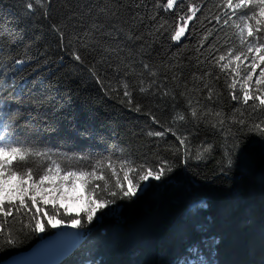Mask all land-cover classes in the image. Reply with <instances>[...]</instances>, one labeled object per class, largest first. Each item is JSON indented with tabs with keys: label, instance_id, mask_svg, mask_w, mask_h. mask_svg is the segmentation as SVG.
Listing matches in <instances>:
<instances>
[{
	"label": "trees",
	"instance_id": "1",
	"mask_svg": "<svg viewBox=\"0 0 264 264\" xmlns=\"http://www.w3.org/2000/svg\"><path fill=\"white\" fill-rule=\"evenodd\" d=\"M166 3L0 0V130L8 125L64 170L91 171L96 161L111 160L118 173L104 170L107 190L104 181L85 186L97 200L114 199L118 217L88 223L85 213L78 215L92 233L61 264H174L173 255L180 261L192 241L202 254L213 249L215 261L204 264H264V132L254 128L264 121V107L243 102V67L231 61L221 71L229 49L243 52L241 13L232 15L222 0H178L169 10ZM192 4L200 10L174 42ZM220 55L226 58L217 64ZM156 132L165 135H149ZM122 161L141 172L170 171L135 197H113L120 191L116 180L123 181ZM130 175L138 180L139 173ZM95 183L101 189L93 193ZM194 201L199 205L187 209ZM36 207L44 236L54 232L44 212L64 223L77 218ZM8 227L15 244L0 236V261L40 239L11 217ZM209 231L220 243L209 242Z\"/></svg>",
	"mask_w": 264,
	"mask_h": 264
},
{
	"label": "snow or ice",
	"instance_id": "2",
	"mask_svg": "<svg viewBox=\"0 0 264 264\" xmlns=\"http://www.w3.org/2000/svg\"><path fill=\"white\" fill-rule=\"evenodd\" d=\"M180 2H182V0H180ZM177 3L178 0H167V3L164 4L163 7L166 10L173 9V6ZM222 3L225 4L227 8L233 10L232 15H237L238 12L241 13L239 18L245 21L244 27L240 28L241 44H244L249 37L256 41V43L248 45L247 52L251 53L253 50H255L257 54L264 52V27H261L264 25V0H237L235 3L234 0H222ZM27 8L32 9L33 4L28 3ZM199 10L197 5H190L188 11L191 15L187 16V20L184 21V26L179 27L175 31V34L171 37L172 40L180 41L181 37L185 36L187 22L196 17ZM181 19H183V17H181ZM215 19L219 22L220 17L216 16ZM252 20H255V27L251 23ZM223 23L227 24L228 20H224ZM237 27H239V25H237ZM245 30L247 31V36L244 35ZM228 55L231 59L228 63L221 65V71L228 69L232 60L239 61L241 56H243L245 60L248 59L245 53L233 55L232 49L228 50ZM225 58V55H220L216 63L220 64ZM76 59H79V56H77ZM259 60L264 62V55H259ZM253 61L251 69L248 71L246 77L249 81L252 79V74L255 72L256 68L259 67V65L255 63V58H253ZM17 63L20 62L17 61ZM145 67H147V65H145ZM256 84L262 86V90H264V68H261L259 76L256 79ZM125 87H127V85H125ZM230 87L235 88V82H233ZM140 90L142 92L145 91L143 88ZM125 95L127 96L130 94L125 92ZM211 98L212 90L209 89V99ZM232 99L237 100L240 99V97L233 94ZM249 100L258 101L259 106L264 107V95H256L250 91H244L243 102L247 104ZM189 104H191V101H189ZM192 115L194 117L196 116L195 109H193ZM215 115L219 116L220 114L216 113ZM177 119L183 120L184 117L179 115ZM241 123H244V121H241ZM262 125H264V121L255 125V130L264 132V127H262ZM168 131L173 130L168 129ZM173 134L175 135V132H173ZM149 135L163 136L165 133L156 132L149 133ZM186 140L187 137L179 138V142L182 146L185 145ZM210 149L211 145H208L203 151L207 152ZM202 155L203 153L200 152L197 154L196 158L199 159ZM164 163L166 164V162ZM228 164L231 165V159L228 160ZM90 167L91 171L83 169H62L61 163L52 160L49 152L41 150L30 141L17 138L16 133L10 130L8 125L5 124L3 129L0 130V236H6L5 243L9 245L15 244V240L11 237V229L8 227L10 217L14 223H21L22 228L29 227L32 231L37 232L45 231V223L43 220L37 219V216L41 212V209L36 207L38 199L42 200L44 204L52 203L53 211L58 213L59 209L55 207V202L48 201L42 194L46 182L51 184L56 178H59L60 184L55 185V189L59 190L63 182L69 178H72V180L79 179L86 186L90 181H104L103 190H107L109 178L106 177L104 170L110 169L113 176L118 175L111 160H109L107 164H103L102 161H96L95 164L90 165ZM120 170L123 172V181L127 182V188L125 189L123 181L117 179L116 187L120 190L119 194L115 191L111 192V196L116 197L119 195L120 198L135 197L138 191L142 189V184L140 182L147 181L150 177L155 180H160L165 175L166 171H170V169L161 166L156 170L147 168L141 172L139 168L132 167L128 161L120 162ZM62 171L64 172L63 175H61ZM131 173H139L137 181L134 182L133 177L130 175ZM98 189H101V185L95 183L92 192L95 193ZM113 203H115L114 199L94 200L90 193L85 209L87 213V222H92L98 210L104 209L109 204ZM33 208H35V212H33ZM64 211L67 213L68 209L65 208ZM43 215L48 217L47 224L53 228L64 223L63 220L56 219V215H49L48 212H44ZM25 216L28 217L27 224L22 223ZM70 223L74 228L83 226L79 217L71 219Z\"/></svg>",
	"mask_w": 264,
	"mask_h": 264
},
{
	"label": "rangeland",
	"instance_id": "3",
	"mask_svg": "<svg viewBox=\"0 0 264 264\" xmlns=\"http://www.w3.org/2000/svg\"><path fill=\"white\" fill-rule=\"evenodd\" d=\"M240 21V27L238 29V33L241 39V35H240V28L244 27V23L245 21L239 19ZM251 23L253 24V26L255 27V20H252ZM181 27V26H180ZM186 29L185 28V33H186ZM244 35L247 36V31L245 30ZM182 38V37H181ZM174 42H178L175 41ZM252 43H256V41L249 37L244 44H242L243 46V52L247 54L248 59H244L243 56H241V59L238 60H232L235 68H241L243 67L246 72L244 73V75L242 76V89L243 92L244 91H250L256 95H264V90H262V86L257 85L256 84V79L259 76V72L261 70V68H264V62L259 60V55H264V53H260L257 54L255 52V50H253L251 53L247 52V48L249 44ZM258 46V45H257ZM237 53H234L233 55H235ZM253 58H255V63H257L259 65V67L256 68L255 72L252 74V79L249 81L246 79L247 75H248V71L251 69V66L253 64ZM231 59V57H229V60ZM240 87V85H238ZM64 172H61V175H63ZM151 180H155L154 178H149V180L147 181H143L141 182L142 184V189L138 191V193L142 192L146 186L148 185V183ZM158 181V180H155ZM60 184V180L59 178H56L51 184H49L48 182L45 183V187L42 190V194L44 195L45 199H47L48 201H54L55 202V207L59 209V211L65 212V208L68 209L67 214L68 215H74V216H78L82 213L86 214V218H87V213L85 211L86 207H87V203H88V198H89V194L86 192L87 190L85 189V184L79 180H72V178H69L67 180H65L63 182V184L60 186L59 190L55 189V185ZM126 188H127V182H126ZM137 193V194H138ZM94 200H97L96 198H93ZM37 203L44 205V206H50L53 209V204L52 203H48V204H44V202L42 200L37 201ZM194 205H199L198 201H194L192 202L191 205H189L187 207L190 208ZM202 210H204V208H202ZM185 212H187V210H185ZM119 213V208L116 205L113 204H109L107 207H105L104 209H100L97 211V213L94 215V220L99 221L100 218L103 217H118ZM57 218V217H56ZM47 219L48 217H45L44 220L47 224ZM58 219V218H57ZM48 227H50L53 231L57 230L58 228H60L62 225H71V223H63L58 225L57 227L53 228L51 227L49 224H47ZM72 227V226H71ZM179 228H174L171 229L169 234H168V239L171 241V238L174 237L173 232H175V230L177 232ZM93 230V229H92ZM213 233V231H211ZM39 237L42 238L44 237L43 233L44 232H37ZM214 235L210 234V231L208 233H205V237L209 240L213 239L215 240V238H217L216 240L220 243L218 237L216 236V233H213ZM193 241L188 243L184 249V251H181L177 257H179L181 260L178 261V259L175 257V255H173L172 260L174 259V264H204L203 259H210L211 263H213L215 261V253L213 251V249L211 247H209V250L206 254H202L201 251H199L197 248L193 247ZM213 245V244H212ZM213 247H215V245H213ZM179 250V248H178ZM176 249L173 251L175 252Z\"/></svg>",
	"mask_w": 264,
	"mask_h": 264
},
{
	"label": "water",
	"instance_id": "4",
	"mask_svg": "<svg viewBox=\"0 0 264 264\" xmlns=\"http://www.w3.org/2000/svg\"><path fill=\"white\" fill-rule=\"evenodd\" d=\"M92 233L90 228L62 225L40 238L30 248L0 261V264H61Z\"/></svg>",
	"mask_w": 264,
	"mask_h": 264
}]
</instances>
